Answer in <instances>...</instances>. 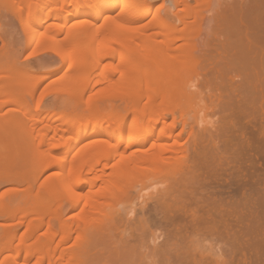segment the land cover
Instances as JSON below:
<instances>
[{"label":"rangeland","instance_id":"1","mask_svg":"<svg viewBox=\"0 0 264 264\" xmlns=\"http://www.w3.org/2000/svg\"><path fill=\"white\" fill-rule=\"evenodd\" d=\"M119 1L118 10L123 8L129 0ZM75 2L73 0H67L66 3H63L62 0H0V70L11 73V75L14 74V76L17 74L18 76H15V80H17L14 82L18 86L21 85V89L19 87L17 90L18 87H14L15 83L8 80L12 78L9 76L10 74L5 73L2 76L8 78L5 79L8 81L4 82L0 79V82H3H1L0 88L3 87L5 90L9 88L7 94L17 98V105L20 106L25 101L31 104L29 110L16 111L15 99L13 98L9 102L10 96L7 99L8 96L0 94V119L5 121V118L11 123L13 120L11 119V121L7 117V113L11 110L14 115L17 114L22 118L24 123L19 128L13 125L10 127L12 131L7 128L9 123L4 124L5 126L0 125V129L6 132L1 137L2 132L0 130V144L1 146L5 144L2 146L5 149L3 151L0 146L2 151V153L0 151V192L10 191L14 188V191L11 190L12 192L10 191L8 194L4 193L0 197V201L10 207L13 206V208L15 206H17L16 208L18 206L25 207V202L30 200L26 189L32 187L37 192L46 177L56 171V166L48 168L49 170L44 169L46 163L55 161L59 156H64L63 154L71 147L72 150L67 160L71 161L74 158L76 153L89 141L92 126L104 121V116L111 112L110 109L113 107L120 109L121 107L120 116L129 114V112H124V106L121 105V95L118 96L120 94L119 88H115L118 85L115 86L109 80L112 77L107 79L110 76L109 73L114 72L116 76L114 78L118 80L119 69L117 53L106 59L102 58L104 50L99 46V40L103 37V31L100 28L104 23V15H100L99 19L95 21L96 28L94 27L96 24L89 25V31L87 30L80 38L88 43L87 65L81 71L83 73L85 70V73H80L83 77L86 76L81 77L82 80L78 78L80 81H72L73 84L68 85L69 83L66 81L70 77L69 73L74 75V72L70 71L72 70L70 65H64L57 74L42 82L34 90L38 76L60 68L62 65L61 54L63 56L70 55V44L71 40L74 39L72 36L76 29L74 26L71 28L70 25L82 19L94 21L96 14L79 15L69 19L66 21L67 24L62 26L65 24L64 14H69L74 5L93 6L98 0H78ZM145 2V8L150 7L152 9L146 19H152L154 15L160 14L172 25H182L181 19L178 17L180 18L185 14L183 11L184 0H144L142 5ZM189 3L191 4L190 12L194 15L187 16L190 21L206 19L201 31L195 32L193 38H189L193 46L201 51L199 53L198 49H193L197 52L193 51V53L195 52L194 64L191 62L190 67H194L190 68L189 71L192 69L203 73L192 81L200 88L196 99L199 108L190 107L191 110L187 116V120L191 123L190 125L194 124V128L183 129L182 126H179L175 132L176 139L179 141L175 147L179 148L180 157L188 156L190 160L194 158L193 161L187 160L185 167L188 166V168H184V171L186 169L185 172L188 177H193L191 172L195 173V178L192 179L191 177V182L188 183L182 182L181 186H179L180 182L178 181L179 184L177 185L179 190L183 185L187 184V187L190 185V190L189 188H184L187 192L178 190L179 194L183 192L182 196L179 195V198L182 197L180 199L166 195L165 200L167 199L169 202L166 201L168 205L167 203L165 205L159 203L164 201L162 195L156 193L158 196L156 197L153 194L158 186L164 185L165 179L145 178L143 181L134 179L135 181L133 180L131 183L132 179L130 178L121 181L114 190L117 194H113L114 197L111 195L110 198H113L107 200L108 202L111 200L114 205L115 199L120 198V194L125 189L128 193V197L123 199V202L115 208L117 210L113 215V224L110 223L109 227L102 229L103 232L99 231L101 234L95 232L98 235L93 241L90 238H93L91 235L95 236V233H91L86 239L79 238L76 233L64 247L68 255L64 256L67 264L72 259L75 261L74 263L72 260V264H264V227L259 226L261 224L264 226V0H206L203 4L197 5L198 11L195 0H189ZM225 3H230V5L226 4L227 8H223ZM142 5L141 10H143ZM221 9H224L223 14ZM257 21L263 22V25ZM26 33H29L30 37H27ZM114 44H112L113 49L115 46L116 48L113 51L118 48ZM199 54H202L201 58H197V55L201 56ZM7 69H12L13 72L10 70L8 72ZM104 78H106V82ZM108 80L111 85H114V88L109 86ZM87 81H90L91 86L87 84V89L82 91L81 86H86ZM3 84L5 86L11 84L17 92H20L16 93V90L10 89L12 88L10 85L6 88ZM93 86L94 88H92ZM110 87H112L111 91L108 90ZM80 89L83 93H80L81 99L77 101L76 99L80 96L78 93ZM91 90L93 96H91ZM34 91L36 92L34 93ZM74 91L78 93V97L71 95ZM10 92H15L16 95L10 94ZM113 92L117 96H114ZM89 96H91L90 99L93 97L92 100L98 97L95 102L97 101L99 106L102 103L103 111L106 113H101V117L100 114L95 115V117L89 114V109L86 108L87 104H85L87 101L85 99H88ZM74 99L76 102L73 103ZM4 101L7 102L4 104ZM82 103L85 105L83 106ZM79 107H81V111ZM85 108L88 112L84 110ZM75 109L80 112V115ZM108 109L109 112H107ZM49 111H54L55 115L58 114L57 117L59 116L60 121L64 118L66 120L80 118L83 115L81 117L83 123L92 128L90 127L88 136H85L74 146L72 143L75 134L72 132L68 133L70 134L68 136L71 137L64 146L53 149L52 147L49 148L48 145L47 149L51 150H49L50 155L48 161L42 163L38 159V146L29 140L28 124ZM24 112L25 114H23ZM84 112L85 114H83ZM63 113H66V116ZM89 115L91 117H88ZM1 116L5 117L2 119ZM13 116L11 115V117ZM14 117L17 119L16 115ZM42 126H47V123L45 122ZM61 127L66 128L65 126ZM161 128L162 125L158 131ZM200 128L208 129L201 133ZM13 130H16L17 134L10 135L12 132L14 133ZM10 136L14 137L11 138ZM16 137L20 142L15 141ZM21 141H23V145ZM24 145L25 147H23ZM4 153H7V156L3 155ZM51 154L53 155L51 156ZM54 155L55 157H53ZM253 158L254 160H252ZM189 165L194 168L196 166V169L192 166L189 167ZM2 170L5 174H1ZM190 170L192 171L189 172ZM68 171L69 166L66 169V174ZM11 174L13 175L10 176ZM89 174L92 177L93 174ZM244 180L248 182L246 183ZM76 181L74 180V182ZM78 181L80 180L78 179ZM245 183L247 185H244ZM173 184L176 185V181H173ZM86 185H83V189L80 190L88 189V184ZM192 186L196 191L193 190ZM120 190L122 191L120 192ZM152 194L153 196L150 198ZM159 196L161 197L160 201L158 200ZM63 197L65 202H63L62 207L66 211V220L76 225L83 218L82 204L77 208H71L73 206L72 201L66 194H63ZM204 200L207 201L204 202ZM133 204L135 213L131 215L128 213ZM107 207L109 208V206ZM1 212L0 264H28L29 262L32 264L42 258H45L44 261L37 264H49V258H52V261H62L63 258L61 259L62 256L60 255L63 254L59 248H55L56 250H51V248L48 251L49 249L42 250L31 245L28 250H18L20 242H13L10 236L17 230L21 232L27 229L26 226L20 224L21 217L24 215L17 212L15 217H11ZM48 214L46 215L47 221L55 226L54 217L51 216L52 214ZM201 217L205 219L203 220ZM260 217L262 220L259 219ZM6 223H15V226L10 225L8 227ZM56 225L55 229L58 228V224ZM246 226H250L249 229ZM59 257L60 259H58Z\"/></svg>","mask_w":264,"mask_h":264},{"label":"bare ground","instance_id":"2","mask_svg":"<svg viewBox=\"0 0 264 264\" xmlns=\"http://www.w3.org/2000/svg\"><path fill=\"white\" fill-rule=\"evenodd\" d=\"M75 1H78V0H73V2ZM143 1L144 0H129L127 4L119 10L117 8V6L120 5L119 0H98V2L94 4L93 6H78V5L75 6L76 5V2H75L73 10L70 12L68 11L69 14H66V15L64 14L63 19H64L65 24H63L62 26H65L67 24L66 21H68L69 19L79 16V15L86 16V15L96 14L94 17V21L89 20V19H82V20L72 23L70 25L71 28L74 26L76 29L74 31L75 34L72 36V38L74 39L71 40V44H70L71 45L70 55L63 56L61 54L60 58L62 61V65L60 68L56 70H50L47 73L43 75L40 74L41 76L37 77L38 81L36 83V86L34 87V90H36L42 82L50 79L53 75L57 74L64 65H70L72 69L70 71L74 72L73 73L74 75H72V73H69L70 77H68L66 81L67 83H69L68 85H72L73 84L71 83L72 81H77L79 80L78 78L83 77L80 73H82L81 72L83 71L82 69L87 65L86 63L88 60V55H87L88 43L85 42L84 39L82 40L80 38L82 37L83 34L86 33L87 30L89 31L90 29L88 28L90 27L89 25L96 24L95 21L99 19L100 15L105 16L104 23L102 24V27L100 28L101 31H103V37H101L102 39L99 40L100 44L99 42L98 44L101 47V49L104 50L102 58L106 59L109 56L115 55V53L118 54V64H117L118 69H119L118 80L114 78L116 77L114 75V72H110L109 73L110 76L108 74H106V76H109L107 79L112 77L109 80L113 84H115V86L118 85L115 88L116 89L119 88L120 94H118V96L121 95L120 96L121 105L123 104L122 106H124V110H125L123 111L129 112V114L126 113V115L123 114L120 116L121 107L120 109L119 107L118 108L113 107L112 108L113 110L110 109L111 112H109L110 110L108 109L107 112L109 113H107L106 116H104V121L96 123L95 125L92 126L93 128L91 126H88V124L83 123V119L81 118L83 115L80 117L81 119L73 117L74 119L66 120V118H64V120L60 121L59 116L57 117L58 114L55 115L54 111L45 112V114H43L42 117L37 118V120L35 119L36 121L32 120L33 122L31 121V123L28 124L29 125L28 126L29 127L28 128L29 140L31 141L32 144L38 146V159L42 163L48 161V157L51 151L50 149H49L50 151L47 149L48 145H49L48 146L49 148L52 147L53 149L64 146L67 140H69V138L71 137V136H68L70 135L68 133L72 132V134L73 133L75 134L74 141L72 143L74 146L77 143H79L85 136H88L87 133L90 127L92 128V132L89 133V141L82 147V149H80L76 153V155L74 156V158L71 159V161L67 160L69 159L67 157L70 151L72 150V147L69 148L65 153L63 152L64 156L57 157L56 159L57 161L52 160L53 163L48 162L45 164L46 166H44V169L45 168L48 169L50 167L56 166V171L53 174L46 177V179L41 184L37 192H35L32 187H28L26 189V193L28 197L30 198V200L28 202H25L26 203L25 207L22 205L23 208H21V206H18V208H16L17 206H15L13 208V206L10 207L8 204L4 203L3 201H0V211H2L1 213H4L6 215L8 214V216L10 215L11 217L14 216L17 212H19V214L21 215L22 214L24 215L23 216L24 218L21 217L22 221L20 220L19 221H20V224H23L24 226H26L27 229H25L26 228L25 227L24 228L25 230L21 231L22 233L17 230L13 232L10 236L13 242H16V241L20 242V244L18 245V250L20 251L22 249L28 250L29 246L35 245L34 246L35 248L38 247L42 250L49 249L48 251H50L51 248H52L51 250H56L55 248L57 249L59 248L60 251H62L61 254L63 255H60L62 256L61 259L63 258L62 261L61 260L52 261V258L51 259L49 258V264H65V263L67 264V262L65 261L66 257H64L65 255H67L66 254L67 251L64 249V247L70 241V239H72L74 235H76V233L78 234L79 238L86 239L90 236L91 233L94 234L95 232H99L102 229L104 230V228L106 229L107 227H109V225H111L110 223L113 222V215L115 214L117 210L115 209L116 206L121 204L123 202V199L128 197V193H126L127 191H125L126 190L125 189L123 193H126V194L121 193L122 195L120 194V198L115 197L117 199H115L116 202L114 203V205H113V202H111V200L110 202L107 201L108 198L112 199L114 197L113 194H117L116 192H114V190H115V187H117L118 184L121 183V181L123 180L125 181V179L127 180L130 178L132 179L131 183L134 179L135 180L138 179V181H143L145 178L165 179L164 181L166 182V184L164 182L163 183L164 185H162V187L158 186L153 193L156 195V197H158L157 196L158 193L160 194V196L162 195L161 197L164 201H161L159 203L165 204V205L166 203L168 205V202H169L167 199L165 200L166 195H169L171 197H174L175 199H178L179 195L182 196L181 194L183 193L181 192V194H179L180 193L179 191L181 190L183 191L184 188L190 187V185L187 187V184L183 185L184 187L182 186L183 188L181 187L180 190L177 187L179 182H180L179 186H181L185 182L186 183L191 182L192 176L188 177L187 173L185 172L186 169L188 168V166L187 167L185 166H186L187 160L190 157L189 158L188 156L180 157L179 148L175 147V144L179 142L176 139L175 132L179 126H182L183 129H186L187 127L194 128V124L190 125L191 123H189V121L187 120V116L189 115L188 112L191 110V108H195V107L197 109L199 108V104L197 103L196 99L198 98L197 94L200 91L199 90L200 88L196 83H192V81L193 79L195 80L197 76L200 77L201 74L203 73L202 72L200 73L198 70H192V69L191 71H189L190 68L194 67V66L190 67L191 62L192 64H194L195 52L193 53V51H196L198 49L195 46H193L192 42L189 41V38H193L192 36L193 34H195V32L201 31L202 26L205 24L206 19L201 18L199 21H190L189 18H187V16L192 14L190 12L191 4L189 3V0H184L183 11H185V14L184 15L182 14L183 16L179 18L177 16L178 14L176 13V16L178 17V19H181L180 21L182 25H178V26L172 25L171 23L167 21V19L163 15H160V14L154 15L152 19L151 18L146 19L147 15L150 14L152 9L150 7L145 8L146 2L143 3L142 5ZM205 1L206 0H195V2L197 3L196 9H197L198 4L199 5L203 4ZM62 2L66 3L67 0H62ZM222 2L224 3V1ZM226 4H228V6L230 5V3H225V6L224 7L222 6V7L227 8ZM141 5L143 6V10H141ZM223 11L224 9L222 10V14L224 13ZM210 19L215 21V19L211 17ZM257 23H261L263 25V22L261 21H257ZM96 26L97 24L94 27L96 28ZM26 36L30 37V34L26 33ZM114 43L118 47L116 49L117 51L116 50L113 51L116 48ZM112 44H114L115 46L114 49H113ZM193 49H196V50H193ZM199 50L200 49H198V51ZM200 52L201 51H199V53ZM199 55L201 56L197 55V58L202 57V54H199ZM199 60L201 61V59ZM2 71L0 70V79L3 80L4 82L9 80V82L11 81L13 83L14 81L17 80V79L15 80L16 78L15 76L17 74L14 76V74L11 75V73H5V71L4 72ZM10 71H12V69ZM3 73L7 75L10 74L9 76H11L13 79L11 77H10L11 80L8 78H4L2 76L4 75ZM83 73H85V70ZM18 78L20 79L21 77H18ZM83 78H81V80ZM5 79H8V80H5ZM105 79L106 78H104V81ZM109 80L108 82H110ZM26 81H28V79ZM1 82H0V85H1ZM89 82L86 83V86H81L82 91L86 87H88V85L91 86ZM111 82L108 84H110L109 86H112L114 88V85L113 84L111 85ZM8 85L12 87L11 84H8ZM8 85L5 86L3 84V86L6 88L8 87ZM20 86L16 85V83L14 84V87L16 88L18 87L17 90H19ZM74 86L76 87V85ZM94 86H97V85H94ZM94 86L92 88H94ZM14 87L10 89H14ZM112 87H110V89L108 90L111 91ZM2 88H0V90L2 91L0 94H5V96H8L7 99H9L10 95L7 94L9 93V91H7L9 88H7L6 90ZM16 88L14 90H16ZM72 89L74 88L72 87ZM81 89L79 90V92L77 91L79 94L83 93ZM17 90H16V93L20 92V91L17 92ZM35 92L36 91H34V93ZM91 92H90L91 96H93L92 95L93 91L91 90ZM114 92L112 93L113 95L115 94ZM14 93L10 92V94H14ZM74 93H72L71 95L73 97H78L77 96L78 93H76V91H74ZM31 95L33 97V94ZM1 96L4 97V95H1ZM81 96L82 95L80 94L79 98H77L76 100L77 101L78 99L80 100ZM91 96H89L88 99H90ZM114 96H117V95H114ZM13 98L15 99V97L10 96L9 102H11ZM16 99L15 101L13 100L15 105H17L16 103L18 102ZM88 99H85L87 100L85 102V104H87V107L86 106L85 107L89 109V112H90L89 114L93 115L94 117L95 115L100 114L99 116L101 117V113L105 112L103 111V106L101 105L102 103L99 106L97 104V101L95 102L96 99L92 100L93 97L89 101ZM76 100L74 99L72 102L74 103V101L76 102ZM5 102L7 101H4V104ZM82 104H81V107H82ZM85 104H83V106ZM18 106L19 104L16 107V111L17 110L23 111V110H29L31 107V104L28 103V101H25V103L20 104L19 107ZM101 106H102V109H100ZM81 107H79V110ZM86 108L84 110L87 111ZM12 109L14 110V108ZM76 111L78 112V110ZM12 112L13 111L10 110L7 114L8 115L11 114L13 116L14 114ZM85 112L83 114H85ZM79 113L80 112H78L77 114L80 115ZM23 114H25V112ZM8 115L7 117H9L10 120L12 119L14 122L11 120L12 122L10 123L9 120L6 121V119L4 118L5 116L4 117L1 116L2 119L4 118L5 121L0 119V125L5 126L4 124L9 123L7 124L8 125L7 128L9 129L10 127H13V125H16V128H19L22 125L23 123L22 118H20L17 114H15L17 116V119L14 117L15 115L13 116L14 118L11 117V115L9 116ZM63 115L66 116V113H63ZM63 115L62 117H64ZM90 115L88 117H91ZM87 119H86V122H88ZM45 122L47 123V126H42L45 124ZM161 125H162V128L158 131V128ZM61 126H65L66 128L64 127L62 128ZM207 129L208 128H200L201 130L200 132L204 133ZM4 130L7 131L6 128H4ZM15 131L14 133L12 132L10 135L17 134V132ZM1 132L0 133L2 137L3 133H6V132L2 130ZM19 132L21 133L22 131H19ZM124 132H127V133L124 134ZM157 133L158 135H156ZM15 141L20 142L17 137ZM21 142L23 145L24 144L23 141ZM150 143H152V145H150ZM2 146H5V144H3ZM10 146H11V143H10ZM15 146L16 148L18 147L17 144ZM20 147H21V144H20ZM23 147H25V145ZM1 148H0V151H1ZM29 148H33V147H29ZM3 149L4 148H2V151ZM6 154L4 153L3 155H6ZM52 155L53 154H51V156ZM192 155H189V156H192ZM53 157H55V155ZM193 160H190V161H193ZM252 160H254V158ZM67 161H70V162L67 163ZM68 166H69V171H68V174H66V169ZM191 166L189 165V167ZM184 168H186L185 171H184ZM194 169H196V166ZM256 169L254 170L256 171ZM41 170L43 171V168ZM191 171L192 170H190L189 172ZM3 173L5 174L4 171L1 174ZM89 173H92L94 176L92 175V177H90ZM191 173L193 174V177H194L195 173L193 172ZM12 175L13 174H11L10 176ZM78 179L80 181H78ZM74 180L77 183L74 182ZM173 181H176V185L173 184ZM244 181L246 183L248 182L247 180H244ZM246 183L244 185H247ZM86 184H88L89 188L85 190H80L83 187V185H86ZM98 184L100 185L98 186ZM192 187H193V190L196 191L194 189V186ZM13 189L11 190L14 191ZM185 190L184 192H187ZM193 190L191 189V191ZM10 191L2 192L3 194L0 192V197H2L4 193L5 194L10 193ZM121 191L122 190H120V192ZM63 194L64 195L66 194L68 198L72 201L71 203L73 206L71 208H74V207L77 208L79 207L80 204H82L83 208L81 209L82 210L81 213L83 215V218L82 216H80V218L82 219L79 222H78L79 220L78 219L77 220L78 223L76 225L66 220V217H65L66 211L62 207L63 202H65ZM153 194L150 195V198L153 196ZM111 195H113L112 198H110ZM194 195H197V194L194 193ZM160 196L158 200L159 199L161 200ZM205 201L207 200H204V202ZM194 203L196 206H198L196 202ZM17 204H20V203H17ZM107 206H109V208ZM133 206L134 204L130 208L131 210L129 211L128 214L133 215L135 213V211L133 210ZM48 213L52 214L51 216L54 217L53 218L54 223L58 224V228L55 229L54 227L57 225L55 224V226H53L54 224L52 225L49 221H47L46 215ZM201 218H203V220L205 219L204 217H201ZM259 219L262 220L261 217ZM259 222H262V221H259ZM14 224L15 223L13 224L9 223L7 224V226L9 227L10 225L12 226ZM262 225L263 224L259 226L264 227ZM249 227L247 228L249 229ZM101 232H99L98 234H101ZM98 234L95 233V236L91 235V237L93 238H90V239H92L93 241V239H95L96 235ZM241 237H244V236H241ZM242 245L244 244L242 243ZM52 252H55V251H52ZM44 259L45 258H42L38 262L32 263V264H37L39 262L41 263L44 261ZM58 259H60V257ZM71 261H69V264H72V262L75 263L74 260L72 262ZM28 264H31V263L29 262Z\"/></svg>","mask_w":264,"mask_h":264}]
</instances>
